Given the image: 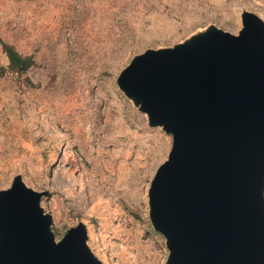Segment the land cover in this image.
I'll use <instances>...</instances> for the list:
<instances>
[{"label": "rangeland", "instance_id": "374dc122", "mask_svg": "<svg viewBox=\"0 0 264 264\" xmlns=\"http://www.w3.org/2000/svg\"><path fill=\"white\" fill-rule=\"evenodd\" d=\"M244 11L264 21V0H0V38L36 61L0 76V190L20 176L48 191L55 238L82 222L104 264H164L147 192L172 140L116 79L209 26L237 34Z\"/></svg>", "mask_w": 264, "mask_h": 264}, {"label": "water", "instance_id": "95a60500", "mask_svg": "<svg viewBox=\"0 0 264 264\" xmlns=\"http://www.w3.org/2000/svg\"><path fill=\"white\" fill-rule=\"evenodd\" d=\"M116 83L172 140L147 192L164 264H264V21L244 11L237 34L148 49ZM48 196L20 176L0 190V264H104L82 222L55 238Z\"/></svg>", "mask_w": 264, "mask_h": 264}, {"label": "trees", "instance_id": "16d2710c", "mask_svg": "<svg viewBox=\"0 0 264 264\" xmlns=\"http://www.w3.org/2000/svg\"><path fill=\"white\" fill-rule=\"evenodd\" d=\"M0 51L6 58L5 67L0 66V76L13 74L17 76L24 75L30 68L36 64L33 55H23L16 48L0 38Z\"/></svg>", "mask_w": 264, "mask_h": 264}]
</instances>
